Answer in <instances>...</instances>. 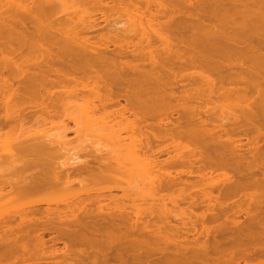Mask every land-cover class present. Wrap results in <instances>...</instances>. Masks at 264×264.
Instances as JSON below:
<instances>
[{"label": "bare ground", "instance_id": "bare-ground-1", "mask_svg": "<svg viewBox=\"0 0 264 264\" xmlns=\"http://www.w3.org/2000/svg\"><path fill=\"white\" fill-rule=\"evenodd\" d=\"M199 1L0 0V264H264V0Z\"/></svg>", "mask_w": 264, "mask_h": 264}, {"label": "rangeland", "instance_id": "rangeland-1", "mask_svg": "<svg viewBox=\"0 0 264 264\" xmlns=\"http://www.w3.org/2000/svg\"><path fill=\"white\" fill-rule=\"evenodd\" d=\"M193 1H195L196 2V0H193ZM197 1H199V0H197ZM200 2V1H199ZM98 34V33H97ZM96 35V34H95ZM70 126H73V125H70ZM55 129V128H54ZM56 131H55V133H57V130H60L59 128H56L55 129ZM53 132H54V130H53ZM53 132H50V133H53ZM61 132V131H60ZM55 133L54 134H52L53 135V137H54V135H55ZM60 134V133H59ZM76 135L77 134H75L74 133V131H70L69 133H68V139H70V141H75L76 142ZM88 138V137H87ZM86 138H83V140H85ZM88 140H90V137L88 138ZM74 143V142H73ZM261 150V149H260ZM259 150V151H260ZM241 220H243V218H241ZM50 237V236H49ZM49 237H47L46 239H50ZM51 243H49L48 245H50ZM57 248H59V250L61 249V248H63V243H57L56 245H55ZM62 260V258L60 259V257L58 258V259H56V261H61Z\"/></svg>", "mask_w": 264, "mask_h": 264}]
</instances>
